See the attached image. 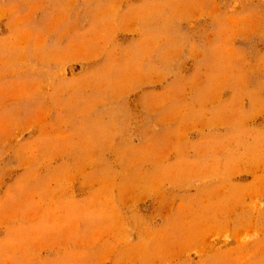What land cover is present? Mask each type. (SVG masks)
<instances>
[{"label": "rangeland", "instance_id": "obj_1", "mask_svg": "<svg viewBox=\"0 0 264 264\" xmlns=\"http://www.w3.org/2000/svg\"><path fill=\"white\" fill-rule=\"evenodd\" d=\"M0 264H264V0H0Z\"/></svg>", "mask_w": 264, "mask_h": 264}]
</instances>
